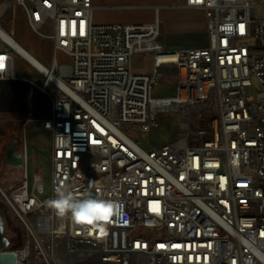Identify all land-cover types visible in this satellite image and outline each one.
<instances>
[{
  "label": "built area",
  "instance_id": "1",
  "mask_svg": "<svg viewBox=\"0 0 264 264\" xmlns=\"http://www.w3.org/2000/svg\"><path fill=\"white\" fill-rule=\"evenodd\" d=\"M18 7L30 29L70 64L32 65L10 39ZM205 14L208 43L170 50L163 21L96 24L93 0H0V89L15 80L17 56L42 76L26 81L49 102L31 117L49 134L46 178L31 180L29 145L14 188H0L24 231L16 264H264V0H173ZM83 33V34H81ZM17 42V41H16ZM151 58V73L132 69ZM164 79L173 96L154 97ZM162 114L177 116V136L148 146ZM57 187L77 199L114 201L108 220L73 225L47 201ZM1 253V252H0Z\"/></svg>",
  "mask_w": 264,
  "mask_h": 264
},
{
  "label": "rangeland",
  "instance_id": "2",
  "mask_svg": "<svg viewBox=\"0 0 264 264\" xmlns=\"http://www.w3.org/2000/svg\"><path fill=\"white\" fill-rule=\"evenodd\" d=\"M172 0H93L96 7L94 11V21L96 24L107 23H150L156 16L152 6H171ZM124 6H136L137 8H121ZM163 21L162 31L165 41L173 42L172 48H185L194 40L205 39L200 31L206 28L205 14L200 11L188 9L166 8L160 10ZM253 19H264V7L255 8L252 11ZM7 31L16 39L17 43L36 61L50 67L56 55L59 64H70L71 58L63 52L55 54L52 41L36 35L29 27L27 18L22 9L15 7L6 18ZM206 31V30H205ZM206 33V32H205ZM177 43V44H176ZM133 69L137 73L147 74L152 71L151 60L143 57H134ZM34 79L37 84H42L40 73L33 68L26 60L17 56L15 65V80L8 81L20 85L17 89V105L30 103L40 109V117H46L50 113L48 100L35 88L31 87L26 79ZM31 87V88H29ZM176 90V81L164 79L153 93L154 97L173 96ZM43 96H41L40 94ZM29 110L25 113L20 112L14 115L4 116L0 114V127L16 126L19 136L24 145L26 135L29 152L30 164L29 172L31 180L38 173H43L46 178L45 195H49L50 183L48 180L50 172V139L49 134L31 126L24 129V121L36 117ZM159 127L154 129L152 135L142 133L138 128L129 129V133L148 146L150 137L157 145H162L173 140L177 136L178 119L173 114H162L158 119ZM3 150L0 149V158ZM21 170H13L10 167L0 164V188L8 192L14 188L19 180ZM0 217L4 226V234L8 241L7 249L19 248L24 239V231L13 211L4 200L0 193Z\"/></svg>",
  "mask_w": 264,
  "mask_h": 264
},
{
  "label": "clouds",
  "instance_id": "3",
  "mask_svg": "<svg viewBox=\"0 0 264 264\" xmlns=\"http://www.w3.org/2000/svg\"><path fill=\"white\" fill-rule=\"evenodd\" d=\"M46 203L54 211L56 217L67 218L73 225L84 224L87 219H91L93 224L99 223L102 221L100 215L103 209L110 208L114 213L117 208L114 201L77 199L67 187H57L54 198Z\"/></svg>",
  "mask_w": 264,
  "mask_h": 264
},
{
  "label": "crops",
  "instance_id": "4",
  "mask_svg": "<svg viewBox=\"0 0 264 264\" xmlns=\"http://www.w3.org/2000/svg\"><path fill=\"white\" fill-rule=\"evenodd\" d=\"M172 5L173 4H171V6H152L151 8L153 10L155 9V11H156V16H155V18H154V20L152 22H154L156 20L157 15L159 16V18H161L160 10L166 9V8H173ZM121 8L130 9V8H137V7L136 6H124V7H121ZM107 24H112V23H107ZM205 30H201L200 31L202 34H204L205 39L194 40L193 42H191V44L186 45L185 48L174 49V48H172L173 42H171V40L170 41H165L163 39V41L165 42V44L167 45V47L170 50H182V49H189V48L204 47L208 43L207 29L205 28ZM19 47L23 50V52L27 55L28 59L31 62L38 64V61H36L31 55H29L20 45H19ZM137 57H140V56H137ZM144 59L151 60V65H152V68H153L152 59L151 58H144ZM132 69H133V62H132ZM133 71H134V69H133ZM135 73H137V72H135ZM139 74H143V73H139ZM172 80H174V79H172ZM31 87H29V88H31ZM17 89H20V85H18L16 83L5 82V83L1 84V89H0V114L4 115V116L5 115L8 116V115L18 114L20 112L25 113L28 110L30 112V110H31L32 111L31 113L33 114V116L40 117L39 116L40 115V109L38 107H36V106H33L29 102L28 103H26V102L23 103L24 104L23 106L21 104L17 105V103H16L17 97H18L17 96V93H18Z\"/></svg>",
  "mask_w": 264,
  "mask_h": 264
},
{
  "label": "flooded vegetation",
  "instance_id": "5",
  "mask_svg": "<svg viewBox=\"0 0 264 264\" xmlns=\"http://www.w3.org/2000/svg\"><path fill=\"white\" fill-rule=\"evenodd\" d=\"M1 148L3 150V156L0 158V164L3 162L5 166L10 167L13 170H21L22 168L12 166L7 161L8 152L10 149H13L14 154L20 157L22 164H24L21 154L22 141L19 136V130L16 126L0 127V149Z\"/></svg>",
  "mask_w": 264,
  "mask_h": 264
},
{
  "label": "water",
  "instance_id": "6",
  "mask_svg": "<svg viewBox=\"0 0 264 264\" xmlns=\"http://www.w3.org/2000/svg\"><path fill=\"white\" fill-rule=\"evenodd\" d=\"M7 161L10 165L22 168L21 158L14 154V150L10 149L7 155ZM8 241L4 234V226L0 217V264H16V255L13 253H3L7 250Z\"/></svg>",
  "mask_w": 264,
  "mask_h": 264
},
{
  "label": "bare ground",
  "instance_id": "7",
  "mask_svg": "<svg viewBox=\"0 0 264 264\" xmlns=\"http://www.w3.org/2000/svg\"><path fill=\"white\" fill-rule=\"evenodd\" d=\"M10 42L14 45V47L17 49V51L20 53V55H21L22 57H24L27 61H29V63H31L32 65L41 66V63H39V62H38V64H37V63H33V62H31V61L28 59L27 55H26V54L23 52V50L19 47V44H18L16 41H14V39H10Z\"/></svg>",
  "mask_w": 264,
  "mask_h": 264
},
{
  "label": "snow or ice",
  "instance_id": "8",
  "mask_svg": "<svg viewBox=\"0 0 264 264\" xmlns=\"http://www.w3.org/2000/svg\"><path fill=\"white\" fill-rule=\"evenodd\" d=\"M197 2H198V0H197ZM81 34H83V33H81ZM110 215H111V209L110 208L103 209L101 212V215H100V219L107 221ZM85 222L88 224H92L91 219H87Z\"/></svg>",
  "mask_w": 264,
  "mask_h": 264
}]
</instances>
